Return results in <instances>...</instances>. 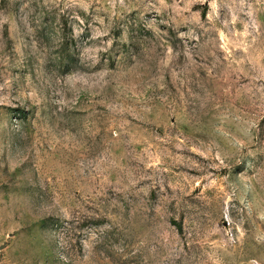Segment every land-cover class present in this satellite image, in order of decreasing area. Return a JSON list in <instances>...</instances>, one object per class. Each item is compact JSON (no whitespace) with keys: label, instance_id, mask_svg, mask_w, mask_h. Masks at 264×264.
Wrapping results in <instances>:
<instances>
[{"label":"rangeland","instance_id":"374dc122","mask_svg":"<svg viewBox=\"0 0 264 264\" xmlns=\"http://www.w3.org/2000/svg\"><path fill=\"white\" fill-rule=\"evenodd\" d=\"M0 264H264V0H0Z\"/></svg>","mask_w":264,"mask_h":264}]
</instances>
